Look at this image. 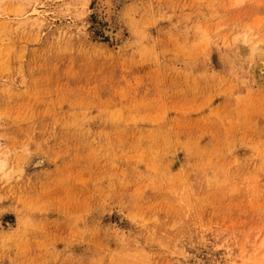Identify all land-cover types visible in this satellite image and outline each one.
<instances>
[{"label":"rangeland","instance_id":"1","mask_svg":"<svg viewBox=\"0 0 264 264\" xmlns=\"http://www.w3.org/2000/svg\"><path fill=\"white\" fill-rule=\"evenodd\" d=\"M251 47L264 0H0V264H264Z\"/></svg>","mask_w":264,"mask_h":264},{"label":"bare ground","instance_id":"2","mask_svg":"<svg viewBox=\"0 0 264 264\" xmlns=\"http://www.w3.org/2000/svg\"><path fill=\"white\" fill-rule=\"evenodd\" d=\"M109 1H111V0H102V6L104 7V8H107V6H109ZM101 7V6H100ZM106 10V9H105ZM110 10V9H109ZM108 10V11H109ZM33 11H35V10H33ZM37 12H39V11H37ZM111 13V12H110ZM110 13H108V15L110 14ZM111 16V15H110ZM39 18V17H38ZM109 21V20H108ZM107 31V30H106ZM110 31V30H109ZM109 35H111L110 33H109ZM115 36V35H114ZM118 37V36H117ZM260 45V44H259ZM258 46V45H257ZM258 47H260V46H258ZM252 48V50L255 52V54H256V52L258 53V61H257V63L259 64V68H260V70L262 71V72H264V56H263V54H262V52H261V50H256L257 48H255V47H251ZM264 50V49H263ZM253 52V53H254ZM255 70V69H254ZM256 70H258V69H256ZM259 71V70H258ZM256 73V72H255ZM260 73V72H259ZM259 81V80H258ZM259 84V83H258ZM43 163V160L42 159H39V160H37L36 161V165H41ZM2 166L3 165H1V168H2ZM262 246H264V241H262V244H261Z\"/></svg>","mask_w":264,"mask_h":264}]
</instances>
